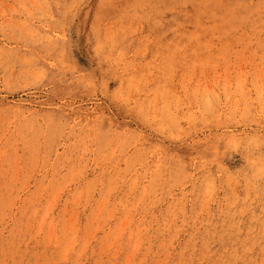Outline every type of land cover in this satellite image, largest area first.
I'll use <instances>...</instances> for the list:
<instances>
[{"label":"rangeland","instance_id":"374dc122","mask_svg":"<svg viewBox=\"0 0 264 264\" xmlns=\"http://www.w3.org/2000/svg\"><path fill=\"white\" fill-rule=\"evenodd\" d=\"M194 1L0 0V264H264V9Z\"/></svg>","mask_w":264,"mask_h":264},{"label":"bare ground","instance_id":"6f19581e","mask_svg":"<svg viewBox=\"0 0 264 264\" xmlns=\"http://www.w3.org/2000/svg\"><path fill=\"white\" fill-rule=\"evenodd\" d=\"M255 3L254 0H195L194 1L195 7L192 10L191 17L189 18L187 14L182 20L183 21L182 24H180V40L205 42L212 40L222 41L228 38H234V39L240 38L242 37L241 34L243 33L242 26H239V23L236 22L234 23L233 21H231V19H228L226 22L224 18L225 16L234 18L233 16L236 14H240V16H238L237 18H248L250 13H254L256 10L264 9V5L262 4L261 0H259V3H257L258 6L256 8H254ZM229 6H232L233 10H230ZM103 123L107 125L111 124V126L114 125L110 121H104ZM117 142H118L117 148H119L124 144V142L122 141H117ZM103 156L104 158L107 159V158H113L114 156H116V154L108 153ZM139 159H140V153L137 152V154L134 156V159L132 160L140 161ZM115 189L116 187H113L110 191H107V194L103 199V201L108 205L110 210H113L117 205L121 206L126 202L124 198L116 199V195L114 196V191H113ZM90 190L91 187L89 186H83L78 189V191L84 198H87L89 196ZM124 215H125L124 218L128 222H131L130 214L125 213ZM128 226L130 228L129 224ZM73 227L75 228V226ZM131 240L133 244L136 245L138 248H151L147 246L150 239L146 232L145 233L138 232L137 234H132ZM73 241L76 243L74 239ZM123 243L124 240L119 242V245H123ZM217 249L222 251L228 250L227 248H217ZM235 249H239V248H235ZM146 260L147 259L144 258L142 262ZM203 262H205V260ZM135 264H139V262L136 261Z\"/></svg>","mask_w":264,"mask_h":264}]
</instances>
